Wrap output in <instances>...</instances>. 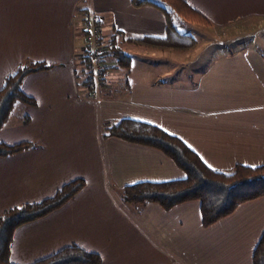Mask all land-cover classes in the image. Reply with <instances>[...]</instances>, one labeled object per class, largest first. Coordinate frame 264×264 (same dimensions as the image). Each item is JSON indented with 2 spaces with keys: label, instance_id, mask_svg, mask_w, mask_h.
I'll return each mask as SVG.
<instances>
[{
  "label": "crops",
  "instance_id": "0c3cea01",
  "mask_svg": "<svg viewBox=\"0 0 264 264\" xmlns=\"http://www.w3.org/2000/svg\"><path fill=\"white\" fill-rule=\"evenodd\" d=\"M184 1L207 19L203 26L216 30L264 22V0ZM83 10L98 16L103 35L116 30L117 45L130 54L126 72H104L100 91L106 94L97 98L72 77ZM165 28L158 8L131 0H0V79L26 57L57 62L25 74L21 91L35 105L17 103L0 127L2 141L38 143L0 158V211L51 195L77 175L85 181L60 207L14 227L11 262L30 263L72 241L96 251L99 264H252L264 228V194L206 226L196 199L163 209L154 201L136 206L119 197L126 184L182 178L184 172L155 147L103 136L107 119L157 125L210 168L264 163V58L230 49L190 69L182 64L188 49L122 39L163 36ZM135 56L138 66L132 65ZM21 111H27L25 123L17 117Z\"/></svg>",
  "mask_w": 264,
  "mask_h": 264
},
{
  "label": "trees",
  "instance_id": "16d2710c",
  "mask_svg": "<svg viewBox=\"0 0 264 264\" xmlns=\"http://www.w3.org/2000/svg\"><path fill=\"white\" fill-rule=\"evenodd\" d=\"M131 4L141 6L149 4L158 8L165 15V34L163 36L144 35L141 38L122 37L124 41L147 45L154 48L187 49L193 46L195 38L187 32H179L173 21L174 15L183 17L188 22L206 25L207 19L184 0H131ZM82 9V8H81ZM99 21H97V24ZM117 31L114 30L102 41L105 48L97 54L82 51L73 56V79L78 87L87 91L89 96L98 90L102 84L103 74L111 68L127 71L130 67V54L120 49L116 41ZM111 58V64L105 65V60ZM94 59L99 66L98 78L95 77L91 62ZM57 62L41 58H24L14 65L11 71L4 73L0 79V127L12 113L14 104L35 105V98L21 90V79L26 73L54 66ZM104 95L106 93L99 92ZM19 121L29 120L27 111L17 114ZM103 136H116L129 142L155 147L167 155L184 172L182 178L163 181H138L126 184L119 189V197L125 204L136 206L154 201L163 209L178 202L196 199L200 220L203 226L213 223L220 217L231 212L236 204L264 194V163L251 165L235 163L230 169L220 170L208 167L197 154L189 148L178 136L172 135L163 128L150 122L130 117L103 120ZM38 146L37 142L16 140L7 143L0 140V158L23 151L28 147ZM85 183L82 176L72 179L54 188L51 195L42 196L36 200L19 201L8 205L0 211V264H15L11 262L8 252L9 242L14 227L19 223L31 221L60 207L68 197H72ZM252 250V264H264V228ZM100 255L96 251L84 249L74 242L56 248L50 254L39 259H33L27 264H99Z\"/></svg>",
  "mask_w": 264,
  "mask_h": 264
},
{
  "label": "rangeland",
  "instance_id": "374dc122",
  "mask_svg": "<svg viewBox=\"0 0 264 264\" xmlns=\"http://www.w3.org/2000/svg\"><path fill=\"white\" fill-rule=\"evenodd\" d=\"M82 12L83 11H81L79 15H81ZM173 21L179 29H184L185 32L189 33L193 38H195L196 43H194L190 48H187L188 50L184 54H187V58H183V60H185V63H182L184 65L192 66L190 69H194L195 66L201 67L205 65L209 59H213L214 57L218 56V54L226 52L230 49H241L244 50V53L250 55L253 58H264V22L259 19L247 20L244 25H241L238 28L234 25H230L228 28H224L222 30H216L213 27L203 26L195 22L190 23L186 19L181 16L179 17L178 15H174ZM78 23L81 24L80 19ZM98 25L99 27H103V24L102 26H100V23ZM80 27L81 25L78 28L79 31ZM101 35L102 38L105 36L102 33ZM82 39L83 38L81 31V48L80 51L77 52V54L83 51L84 43ZM136 56L132 59V65L134 64L135 66H138L139 62ZM110 60V57L107 58L105 60V65L111 64L109 62ZM94 66L95 68L98 67V69L101 67L98 65V63ZM110 68L111 66H109L108 69ZM108 69H106L105 71H107ZM105 82L103 81L102 84H97L98 90H94L95 94H92V98H97L98 96H100V89L103 86H106ZM16 108L17 106L15 103L12 113L8 115L6 120L13 116L12 114L16 112Z\"/></svg>",
  "mask_w": 264,
  "mask_h": 264
},
{
  "label": "built area",
  "instance_id": "2783aa9c",
  "mask_svg": "<svg viewBox=\"0 0 264 264\" xmlns=\"http://www.w3.org/2000/svg\"><path fill=\"white\" fill-rule=\"evenodd\" d=\"M79 19L81 23L80 31H82V41L84 43L83 51L89 52L92 55L101 52L105 48V43L100 40L102 39V31L97 24V21H99L98 16L91 11L83 10L82 14L79 15ZM93 62L94 65L97 63L93 59L90 64L91 67H93L95 77L98 78L99 69L98 67H96L97 69L95 68Z\"/></svg>",
  "mask_w": 264,
  "mask_h": 264
},
{
  "label": "snow or ice",
  "instance_id": "6c2138e0",
  "mask_svg": "<svg viewBox=\"0 0 264 264\" xmlns=\"http://www.w3.org/2000/svg\"><path fill=\"white\" fill-rule=\"evenodd\" d=\"M178 31L181 32V33H183V32H184V29L181 28V29H179ZM165 131H167V130H165ZM189 147H191V146L189 145ZM252 167L255 168V167H257V166H256V165H252Z\"/></svg>",
  "mask_w": 264,
  "mask_h": 264
}]
</instances>
